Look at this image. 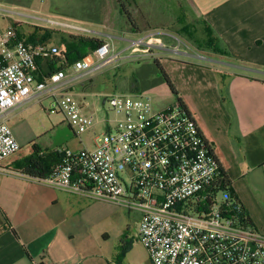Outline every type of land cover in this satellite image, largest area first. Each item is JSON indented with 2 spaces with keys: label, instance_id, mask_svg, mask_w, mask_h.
I'll return each instance as SVG.
<instances>
[{
  "label": "built area",
  "instance_id": "1",
  "mask_svg": "<svg viewBox=\"0 0 264 264\" xmlns=\"http://www.w3.org/2000/svg\"><path fill=\"white\" fill-rule=\"evenodd\" d=\"M20 19L75 37L97 35L83 21L26 16L0 2V163L20 148L7 116L26 102L48 97V112H60L76 135L100 124L84 112L67 84L121 57L110 42H102L91 61L60 62L61 69L39 79V61L51 59L58 49L18 39L13 23ZM157 35L131 40L125 50L165 49ZM103 105L114 117L100 121L94 147L55 149L60 163L37 181L139 212L137 239L151 264H264V234L242 221L241 204L219 187V162L192 116L177 105L156 109L144 92L108 94Z\"/></svg>",
  "mask_w": 264,
  "mask_h": 264
},
{
  "label": "crops",
  "instance_id": "2",
  "mask_svg": "<svg viewBox=\"0 0 264 264\" xmlns=\"http://www.w3.org/2000/svg\"><path fill=\"white\" fill-rule=\"evenodd\" d=\"M183 1L199 17L201 44L209 31L222 53L203 44L199 50L204 53L199 54L203 63L182 61L173 59L180 50L172 53L173 44L167 47L163 43L179 44L172 32L164 34L137 25L135 33L130 30L126 35L143 37L154 32L166 46L163 49L171 51L162 62L165 72L230 179L251 227L264 234V0ZM0 2L28 12L33 0L29 7ZM173 13L178 15H174L177 21L185 18L184 12ZM96 33L107 36L112 45L115 39L123 42L121 36ZM88 56L93 59V51ZM87 80L70 82L69 91L74 94L78 90L81 96ZM19 109L8 114V123L14 121ZM9 158L0 163V264H110L120 256L132 264L149 260L137 239L139 212H135L136 219L124 218L112 254L107 250L111 235L105 210L110 202L92 201L31 179L22 174L21 159ZM136 221V237L132 238L131 228L126 226L131 223L135 228Z\"/></svg>",
  "mask_w": 264,
  "mask_h": 264
},
{
  "label": "rangeland",
  "instance_id": "3",
  "mask_svg": "<svg viewBox=\"0 0 264 264\" xmlns=\"http://www.w3.org/2000/svg\"><path fill=\"white\" fill-rule=\"evenodd\" d=\"M180 7V10L178 9ZM137 10L135 12L127 7V10L132 11L134 20L137 22L138 28L145 29L150 26L152 31L160 32L163 31L164 34L172 32L180 41L178 45V50L173 51L177 55L173 59H178L182 61H197L201 62L199 54H204L200 52L201 36H200V21L195 10L189 7L186 1L183 0H138ZM180 5V6H179ZM20 11H24L19 9ZM50 6V0H33L31 10L28 12L24 11L26 16H48L57 15V12H52ZM77 11H79L77 9ZM137 11V12H136ZM147 12V18H143ZM173 12H184L185 18H181V21L174 19L176 13ZM75 14L82 15L85 12H73ZM101 21L99 24H90L89 27L95 32H102L103 34H113L121 36L123 42L115 39L113 40V45L116 47L118 53L121 57L114 63L102 68L98 72L91 76L85 77L84 79H89L85 81L84 90L81 92V96L78 95L79 91L74 90V98L83 106L84 112L91 115L95 121L99 122L92 130L86 131L80 135H76L74 131L69 127L64 116L60 113H50L48 109L51 104V100L48 97H42L39 100H32L24 103L20 106L18 110L17 117L14 121L9 122L11 131L17 140L20 148L18 152L10 157V160L23 159L33 151V146H37L40 149H51L55 150L58 148L66 147L72 152L81 151L84 149H92L94 147L93 139L95 135H98L102 131V123L100 121L104 119H112L114 116L111 112H108L107 106L103 105L104 96L112 93L117 94H138L141 92L148 93L150 95L151 101L157 109H163L168 107H173L177 104V99L182 98L178 94H172L165 84L161 83L150 90L143 91L144 85H147L153 80L160 79V73L152 65V60L158 59L162 60L160 64L163 67V59H167L171 51L162 49L155 45L150 46L149 54H139V52L130 54L128 50H125L128 42L140 38L139 35H126L130 32L129 26L126 24L124 19L118 13V9L113 0H104V5L101 10ZM143 15V16H142ZM63 17V16H61ZM69 18V17H65ZM73 19V18H70ZM20 19L19 28L25 33L32 32L35 26H32ZM27 21V20H26ZM177 21V22H176ZM10 22H12L10 20ZM29 22V21H27ZM4 26L3 23H0ZM196 28V29H195ZM49 30V29H46ZM116 30V31H114ZM52 31V30H51ZM151 31V32H152ZM175 31H178L176 34ZM57 32V31H53ZM152 32V33H154ZM60 37L57 43H61L62 38H66L65 33L57 32ZM159 35V34H158ZM157 35V36H158ZM62 36V37H61ZM107 36H102L97 34L94 37H82L78 38H95L101 40L102 42H108L106 40ZM159 37V36H158ZM160 37H163L160 35ZM68 40V38H66ZM70 43L67 45L69 48L72 46H79L74 40H69ZM174 42V41H173ZM164 41L165 45L168 47L173 44L175 46L176 42ZM54 45V44H52ZM65 45V44H63ZM56 47V45H54ZM65 45V47H67ZM64 47V48H65ZM60 48V47H59ZM66 50V48H65ZM94 49L91 50L94 51ZM186 52V55L183 52ZM86 61H91L92 56H88ZM149 64H151L149 66ZM148 67L152 71L147 75ZM168 69V64H167ZM183 69H179L180 74ZM188 71V70H187ZM195 74L198 71H190ZM170 73V72H169ZM197 75V74H196ZM136 89L141 90L140 92H134ZM178 93V92H177ZM92 200V199H90ZM95 201V200H92ZM102 202V201H101ZM105 210L108 213V218L106 222L110 225V235L111 240L108 242L107 250H111L112 254L116 250L115 238L121 234V228L125 226V217L131 216V218L136 219V211L130 210L125 206L116 205L114 203L105 205ZM98 216V214H96ZM139 222V221H138ZM138 222L136 221L135 228L131 223H127L126 228H131L130 236L136 237V229L138 227ZM143 252H145L143 248ZM145 264H150L148 258H146ZM110 264H132L130 261L124 257L114 258Z\"/></svg>",
  "mask_w": 264,
  "mask_h": 264
},
{
  "label": "trees",
  "instance_id": "4",
  "mask_svg": "<svg viewBox=\"0 0 264 264\" xmlns=\"http://www.w3.org/2000/svg\"><path fill=\"white\" fill-rule=\"evenodd\" d=\"M9 4H15L22 7H29L32 0H3ZM116 4L118 9L119 15H121L122 19L126 22L129 26L130 30L135 33L137 31L136 21L134 20V16L132 15V11L135 12L137 10V0H113ZM104 5V0H50V6L52 8V12H57L58 15L63 17L73 18L75 20H80L83 22H89L92 24H99L101 21V10ZM127 7H130L132 11L127 10ZM77 9L79 11H77ZM73 12H85L82 15L75 14ZM137 12V11H136ZM19 23H13L15 33L18 39L24 40L30 43H49L56 45L58 52L54 55L51 59L45 61L42 65H40L39 61V74L38 78L43 79L48 74L52 73L55 70L61 69L63 66L56 67L60 62H66L68 65L73 64L77 60L85 59L92 49L98 47L102 41L97 40L95 38H78L71 35H66V38H62L61 43H57L59 35L64 36L63 34H58L57 32H53L51 30H46L39 27H34L32 32L25 33L21 30L18 26ZM61 33V32H60ZM58 35V36H57ZM61 36V37H62ZM207 40L203 42V44L208 47L209 50L213 52L220 53L221 51L216 48V40L211 38V33L209 31L206 32ZM69 40L76 41L79 46H72L69 48L67 45L70 43ZM65 44L67 47H65ZM53 45V46H54ZM60 47V48H59ZM66 50H65V48ZM201 47V46H199ZM222 53V52H221ZM160 60L154 59L152 60V65L157 69L160 73V79L153 80L149 82L147 85H144L142 88L143 91H147L152 89L153 87L158 86L159 84L163 83L169 89L172 94L178 95L177 90L175 89L174 85L172 84L169 76L165 72L164 68L160 64ZM151 64H149L150 66ZM150 67H148L147 75L150 74ZM141 89V90H142ZM141 90L136 89L134 92H140ZM142 93V92H141ZM177 106L184 109L186 112V107L181 98L177 99ZM188 113V112H187ZM190 115V114H189ZM211 147V145H210ZM61 161V156L57 154L54 150H42L37 146H33V151L31 154L26 156L25 158L19 161V167L22 169V174L26 175L27 177L39 180L44 179L47 177L55 166H57ZM219 187L222 190L228 191L230 198L233 202L238 201L235 193L231 189V181L228 176L224 173L222 168L220 167V175H219ZM241 217L242 221L251 226V222L249 217L247 216L246 212L244 211L241 205Z\"/></svg>",
  "mask_w": 264,
  "mask_h": 264
}]
</instances>
